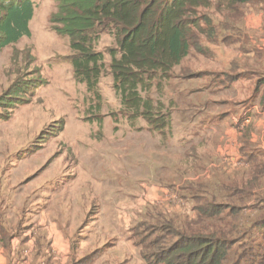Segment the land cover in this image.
Segmentation results:
<instances>
[{
  "label": "rangeland",
  "instance_id": "1",
  "mask_svg": "<svg viewBox=\"0 0 264 264\" xmlns=\"http://www.w3.org/2000/svg\"><path fill=\"white\" fill-rule=\"evenodd\" d=\"M34 3V17L30 23L31 36L22 38L0 53V97H7L0 101V170L15 171L10 177L7 172L3 173L0 180L5 185L14 184L12 181L14 180L18 186L36 181L34 184L75 191L77 173L87 168L85 163L103 165L104 161L100 160V154H107L112 158L119 153L126 155L129 165L127 177L129 206L132 209L128 208L127 211L129 234H126V238L129 241L128 248L125 247L128 256L124 264H146L142 258V249L137 243L146 239L147 244L159 236L156 221L152 220L153 216L158 213L167 216L168 210L172 217L175 214L180 221H185L187 216L195 215L192 210L189 213L180 212L173 202L165 198L164 191L174 189L175 185L183 182V178L176 179L175 171L173 173L167 171L163 175H172L175 181L166 180L163 176L162 180L166 182H160L157 179L158 171L156 174L155 169L149 172L148 162L155 163L152 157L159 148L160 153L166 156L165 163L171 161V167H175L176 154L182 153L180 149L183 146L182 142L187 145L183 139L185 135L180 129L184 128L186 135L195 132V128L190 129L191 126H188L189 129L185 128L189 125L186 121L196 114L193 109L187 111L186 106L190 104L189 92L200 94L221 90V71L230 66L231 58L238 56L237 49L229 46L230 43L235 41L240 42L239 44L245 43L242 46L251 51L249 57L244 54L243 58L254 61L251 54L255 47L247 45H252V40L259 39L260 34L253 31L250 26L255 21L254 15H258L262 10L260 6H263L264 10V4H245L239 7L238 12L234 11L231 14L224 9L220 11L216 6L200 11L202 29L198 40L203 52L192 48L190 54L166 78L145 80L151 87L150 91L142 92V96L150 98L154 108L159 106L164 114H170L166 127L157 130L142 117L132 118L130 112L122 108L109 69L111 58L108 50L116 48L114 38L109 34H103L96 45V50L104 54L106 71L98 86L100 96L95 97L87 91L85 84L78 83L75 79L69 39L58 35L50 24L52 15L57 11V2L34 0ZM261 50L258 52L263 54L264 60V50ZM200 72L210 73L192 79L185 77L189 73ZM15 82L20 84L17 88L20 95L7 94ZM244 93L248 94L247 90ZM208 99H213L212 93ZM252 99L249 97L246 102L239 103L245 102L247 106ZM236 102L232 108L222 110H236L238 106H242ZM213 114L204 113L210 117ZM211 128L214 130L207 133L211 137L196 158H193L196 164L188 175L196 179L194 181L196 184L201 182L213 189L215 185L212 178H215V175L206 174V164L208 166L221 160L223 148H220L221 141L217 145V139L219 137L221 139L224 129L212 123ZM176 134L177 139L182 140L181 143L174 140ZM197 140L201 141L198 138ZM88 153L97 154L98 158L84 162ZM142 153L146 162L139 159ZM202 158L204 162L200 161ZM51 174L54 178L48 184L45 180L40 181L43 176ZM208 176L211 179H207ZM81 184H86L83 196L86 197L88 194L99 196L97 191L87 187L92 186V182L88 184L86 178H81ZM152 184L163 186L165 189L154 193L151 190ZM183 187L186 186L181 184L179 189ZM183 191L187 197V190ZM169 193L173 194L176 191ZM147 196L149 198L146 200ZM194 204L192 202L191 206ZM122 212L126 214L125 209ZM137 227L138 235L134 242L132 232L133 228ZM234 257L235 252L226 264H230Z\"/></svg>",
  "mask_w": 264,
  "mask_h": 264
},
{
  "label": "trees",
  "instance_id": "2",
  "mask_svg": "<svg viewBox=\"0 0 264 264\" xmlns=\"http://www.w3.org/2000/svg\"><path fill=\"white\" fill-rule=\"evenodd\" d=\"M55 1L57 11L50 24L69 39L76 81L100 96L98 86L106 64L96 45L103 34L111 35L116 48L108 50L109 69L122 108L157 130L166 127L170 114L142 96L151 87L145 80L166 78L192 48L203 52L198 40L200 11L216 6L231 14L245 4H264V0ZM34 11V0H0V53L31 36ZM262 83L264 78L258 86ZM19 85L15 82L7 94L20 95ZM6 98L1 96L0 101ZM248 160L254 165L248 180L213 189L203 183L182 188L194 200V216L185 221L171 213L153 216L159 236L147 244L146 239L137 243L146 264H226L233 252L230 264H264V163ZM137 231L133 228L135 239Z\"/></svg>",
  "mask_w": 264,
  "mask_h": 264
},
{
  "label": "crops",
  "instance_id": "3",
  "mask_svg": "<svg viewBox=\"0 0 264 264\" xmlns=\"http://www.w3.org/2000/svg\"><path fill=\"white\" fill-rule=\"evenodd\" d=\"M260 7L262 10L258 15H254L255 21L250 26L253 31L259 32V39L252 40V45H247V47H255L251 54L254 61L243 58L244 54L249 57L251 51L242 46L245 43L232 42L229 46L237 49L238 56L231 58L230 66L221 71V90L200 94L189 92L190 104L186 106L187 111L193 109L196 114L186 121L189 125L185 128L189 129L188 126H191L190 129L195 128V132L186 135V130L180 129L185 135L183 139L187 145L181 139H177V134L174 135V140L183 144L180 148L182 153L176 154L177 163H174V168L171 167V161L165 163L166 156L160 153L159 148L157 149L155 156L152 157L155 163L153 162L152 166L153 163L148 162L150 164L148 170L150 172L151 169H155V174L158 171L157 179L160 182H166L162 180L164 176L166 180L174 181V177L183 178L181 183L183 186L196 184L194 182L196 179L188 174L196 164L193 158H196L211 137L207 134L214 130L211 128V123L220 125L224 129L221 139L216 138L217 145L221 141L220 148H223L221 160L208 166L206 164V174L215 175V178H212L214 185L221 186L241 179L248 180L250 169L254 167L252 163L249 164L248 159L258 164L264 163V102L262 101L264 83L258 86V81L264 78L263 54L258 52L264 50V10L263 6ZM209 73H189L185 77L192 79ZM248 73L250 75H245ZM245 90L248 94L244 93ZM210 93L212 100L208 99ZM249 97L253 99L245 106ZM235 101L245 102L239 103L242 106H238L237 109L235 105L236 110H222L232 108ZM219 110L222 114H219L221 113L218 112ZM209 112L214 113L212 117L204 115ZM197 138L201 141L199 142ZM143 154L139 159L146 162ZM100 157V160L104 161L103 165L85 163L87 168L77 173L75 191L34 184L36 181L18 186L14 180H12L14 184L11 185L2 184L0 180V264L125 263L128 256L125 247L128 248L127 241H129L126 238V234H129L127 211L128 208L132 209L129 206L128 196V160L127 156L121 153L113 158L107 154H100ZM97 158V154L88 153L84 162ZM200 161L204 162V158ZM167 171L170 173L175 171L174 177L163 175ZM6 172L9 177L15 174L14 170H0V177ZM178 174L181 176L179 177ZM53 178V174L45 175L40 181L45 180L48 184ZM81 178H86L88 184L92 182V186L87 185V187L97 191L98 197L93 194L83 196L82 192L86 184H81ZM207 179L211 177L208 176ZM181 184L175 185L174 189L169 191H176L174 195L165 190V198L173 202L180 212L189 213L195 206H191L194 200L188 195L187 198L184 191L179 189ZM152 186L151 190L154 193L165 189L160 185L152 184ZM148 198L147 196L145 199ZM124 209L126 214L122 212ZM132 238L135 242L133 233Z\"/></svg>",
  "mask_w": 264,
  "mask_h": 264
}]
</instances>
